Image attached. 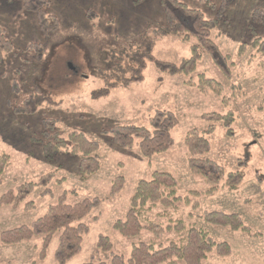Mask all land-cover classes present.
I'll use <instances>...</instances> for the list:
<instances>
[{
    "label": "rangeland",
    "instance_id": "obj_1",
    "mask_svg": "<svg viewBox=\"0 0 264 264\" xmlns=\"http://www.w3.org/2000/svg\"><path fill=\"white\" fill-rule=\"evenodd\" d=\"M50 1L49 15L57 20L59 28L46 37L39 30L36 16L22 8V0H0V28L14 44V51L5 55L0 67V156L10 157V165L0 174V198L25 183H37L55 173L48 187L50 194L44 196L45 189L37 187L20 208L0 206V233L30 226L64 193L70 204L99 198L102 205L85 219L90 232L84 237L82 250L67 264L109 263L112 254L127 261L134 243L166 246L179 239L173 232L143 230L139 236L127 240L113 230L115 221L125 218L138 182L150 180L157 171L169 172L179 183V195L189 198L190 203H178L168 210L158 206L144 214L145 225L153 222L166 227L171 220L184 221L188 226L205 229L217 243L231 246V256L222 257L213 251L205 264H264V46L253 45L258 38L264 43V0H234L227 16L229 23L212 34L223 55L230 58V77L201 51L197 71L190 77H171L149 64L144 82L115 89L110 97L98 101L91 94L107 86V76L112 78L111 82H116V75L120 76L113 70L115 64L125 70L135 66L128 56L133 52L114 56L113 51L136 41L144 29L150 31L154 56L164 62L180 64L190 58L198 41L154 36V28L164 26L160 0ZM181 1L207 11L206 0ZM210 1L220 5L224 0ZM89 12L97 15L94 20L87 17ZM32 44L43 45L44 56L50 55L46 64H37L35 52L26 51ZM201 74L221 84L220 96L189 85L190 81L197 83ZM125 76L130 78L131 73L127 71ZM35 92L61 105L45 106L31 117L15 115L13 109ZM158 110L170 111L179 120L172 132L175 144L171 150L145 159L137 146L123 152L111 145L110 131L114 127L149 128L150 118ZM210 113H232L235 122L230 128L215 124V132L207 136L211 150L199 158L217 162L226 175L242 172L244 181L235 191L221 183L215 192L208 194L213 185L192 173L188 166L191 156L185 138L192 130L204 133L210 124L202 117ZM44 119L56 120L57 130L65 138L77 131L97 141L100 171L82 182L77 177L74 156L58 158L57 165L46 162L38 145ZM118 177L125 179V185L112 197V184ZM214 211L238 214L258 236L208 225L202 217ZM101 235L111 240L112 253L97 248ZM58 242L56 235L45 260L40 257L43 237L18 245L0 244V264H57Z\"/></svg>",
    "mask_w": 264,
    "mask_h": 264
},
{
    "label": "trees",
    "instance_id": "obj_2",
    "mask_svg": "<svg viewBox=\"0 0 264 264\" xmlns=\"http://www.w3.org/2000/svg\"><path fill=\"white\" fill-rule=\"evenodd\" d=\"M233 2L234 0H224L223 3L217 5L206 0L207 11L204 13L181 0H160L164 26L154 28L152 31L154 36L161 38L176 37L181 38L184 42L196 39L198 44L192 47V56L182 60L180 64L158 60L154 56V42L149 37L150 31L146 28L138 35L136 41L122 44L113 51L114 56L128 55L133 52L132 56H128L131 57L130 59L135 66L125 70L120 64H115L113 70L120 74V76L116 75V82H111L112 78L107 76L105 79L107 86L94 91L91 98L94 101L107 99L115 89L127 88L133 84L144 82V73L149 64H153L160 73L171 77H190L197 71L198 63L202 58L201 51L208 54L220 70L230 77L228 68L230 58L223 55L212 39V34L219 30L224 23H229L227 16ZM50 7V0H22V8L27 13L36 16L39 30L46 37H50L59 28L57 20L49 15L48 9ZM93 14L94 12H89L87 17L94 20L97 15ZM51 19L53 23H50ZM253 45L255 48L263 47L264 43L258 38ZM13 51V42L0 28V67L5 62V55L11 54ZM26 51H34L37 64L40 65L46 64L50 57V55L44 56L45 49L42 44H32ZM127 71L131 73L130 78L125 76ZM189 85L196 86L201 92L210 90L217 96L222 94L221 84L204 74L198 76L197 83L190 81ZM18 91L17 88L16 92ZM60 105L61 103H57L52 98L35 92L30 94L22 105L15 107L13 112L17 116L31 117L35 116L45 106L58 107ZM202 118L210 124L208 129L204 133L192 130L185 138V145L191 156L188 161L189 169L213 185L207 191L208 194L215 192L221 183H223L224 188L235 191L244 181L245 175L242 172H232L226 175L224 168L217 162L199 158L211 150L207 136L215 132V124L222 123L226 128H230L235 122L234 115L232 113L228 115L210 113ZM178 125L179 120L174 113L158 110L150 118L149 128L135 125L114 127L110 131L112 134L111 145L116 150L123 152L132 150L137 146L142 158L151 159L173 148L175 141L172 132ZM41 137L38 145L46 162L57 165L58 158L69 157V154L74 156L77 163V177L82 182H86L100 171V144L87 138L84 133L74 131L65 138L58 132L56 120L44 119L42 120ZM9 165V155L0 156V174H3ZM57 167H62V162ZM54 178L55 173H50L42 177L37 183H25L19 186L16 191L11 190L5 193L0 198V206L20 208L37 187L45 189L44 196L50 194L51 191L48 187ZM124 185L125 179L118 177L112 184L110 196L119 194ZM66 198L67 193H64L55 205L50 206L44 216L30 226H21L1 232L0 244L18 245L30 241L34 237H43L40 257L45 260L54 237L59 235L55 260L57 264H67L81 252L84 237L90 232V227L85 219L102 205V201L99 198H94L70 204ZM178 203L189 204L190 199L179 195V183L171 173L157 171L153 173L150 180L139 181L130 199V207L125 218L115 221L113 230L127 240L139 236L143 230L152 233L173 232L179 237L178 241L172 240L166 246L140 241L134 243L130 258L127 261L122 256L112 254L109 263L90 261L84 264H205L213 251L222 257L231 256L232 248L228 243H217L205 229L194 225L188 226L184 221L174 223L171 220L166 227L153 222L144 224L145 213L152 212L158 206L167 210L174 209ZM202 218L211 226L232 232H241L248 236H258L253 234L251 227L238 214L214 211L206 212ZM97 248L104 253H112L113 244L107 236L101 235L97 242Z\"/></svg>",
    "mask_w": 264,
    "mask_h": 264
}]
</instances>
